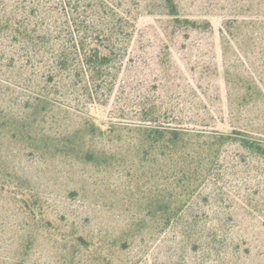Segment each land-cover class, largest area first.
Here are the masks:
<instances>
[{"label":"trees","instance_id":"obj_1","mask_svg":"<svg viewBox=\"0 0 264 264\" xmlns=\"http://www.w3.org/2000/svg\"><path fill=\"white\" fill-rule=\"evenodd\" d=\"M153 3L172 31L211 28L208 19L184 16L178 0ZM153 3L129 8L124 0H0L1 74L18 86L34 85L16 107L0 105V208L8 203L18 219L1 235L5 251L0 264H35L37 251L46 247L52 250L53 264H125L123 251L147 231L179 228L188 238L201 236L194 205L206 198L202 189L218 176L222 158L233 146L241 159L247 155L261 163L255 167L262 175L261 192L244 204L264 219L260 129H184L178 126L180 117L160 111L151 100L136 107V124L123 123V113L113 115L119 120L97 117L113 95L125 44L141 14L154 12ZM245 20L242 24H255ZM231 22L226 19L224 26L229 36L238 37ZM221 36L228 40L224 32ZM228 46L229 40L223 54ZM225 74L230 85L228 70ZM239 86L244 108L259 98L264 101V87L256 82L247 79ZM61 97L85 111L55 108ZM262 124L264 131V119ZM14 152L115 175L126 182L116 204L130 208L131 214L122 226L101 232H86L74 221L55 217L31 180L15 169ZM80 177L85 182L92 178Z\"/></svg>","mask_w":264,"mask_h":264},{"label":"rangeland","instance_id":"obj_2","mask_svg":"<svg viewBox=\"0 0 264 264\" xmlns=\"http://www.w3.org/2000/svg\"><path fill=\"white\" fill-rule=\"evenodd\" d=\"M153 2L124 0V5L130 8ZM178 3L184 16L208 19L211 28L172 31L166 18L155 13L157 7L153 3L150 9L154 12L141 14L125 44L127 49L113 95L97 117L119 120L113 115L123 113L124 118L120 119L123 123L136 124L132 119L136 107L151 100L159 105L160 111L180 117L181 128L207 132L257 128L261 132L256 135L264 138V101L259 98L257 104L244 108L239 86L248 79L261 89L264 87V0H178ZM226 19H232L231 29L238 37L229 36L224 26ZM242 19L255 24L247 26ZM222 32L231 45L226 54L223 47L228 40H223ZM23 83V86L11 83L0 71V105L20 104L34 86L32 82ZM71 101L61 97L55 108H68L72 113L85 111L81 104ZM17 153L12 157L15 169L31 180L55 217L74 221L86 232L117 228L127 221L131 209L116 204L125 181L107 172L68 166L59 159ZM238 155L235 146L228 149L220 173L202 189V197L206 198L194 205L198 228L203 229L201 236L188 238L179 228L161 234L147 231L123 251L124 263L264 264V219L249 212L244 204L248 197L261 192L262 175L260 169H255L261 163L256 158L245 155L241 159ZM80 174L92 178L85 182ZM1 218L4 224L0 227V256L5 251L2 233L10 232L18 221L8 203L0 208ZM51 261L52 250L48 247L39 249L34 257L35 264H53Z\"/></svg>","mask_w":264,"mask_h":264}]
</instances>
